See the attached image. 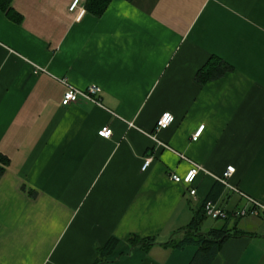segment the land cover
<instances>
[{
	"label": "crops",
	"instance_id": "crops-1",
	"mask_svg": "<svg viewBox=\"0 0 264 264\" xmlns=\"http://www.w3.org/2000/svg\"><path fill=\"white\" fill-rule=\"evenodd\" d=\"M73 1L0 0V264H189L174 244L206 200L227 218L201 233L241 232L210 264H264V211L241 195L264 206V0H111L100 17ZM212 58L231 69L201 84ZM66 85L101 106H61ZM191 163L194 196L168 177ZM228 166L235 192L215 180Z\"/></svg>",
	"mask_w": 264,
	"mask_h": 264
},
{
	"label": "trees",
	"instance_id": "trees-1",
	"mask_svg": "<svg viewBox=\"0 0 264 264\" xmlns=\"http://www.w3.org/2000/svg\"><path fill=\"white\" fill-rule=\"evenodd\" d=\"M9 2L10 0H7V3ZM110 2L111 0H86L84 6L85 10L89 14L95 17H100L105 12ZM0 8L1 10L5 11L7 5L0 4ZM7 11V14H9L10 10ZM230 69L231 68L221 60L212 58L198 71L196 79L199 83L203 84L222 77L225 73L230 71ZM207 218L208 217L205 215L203 205L201 211L195 213L190 223L184 228L187 235L184 236L179 242L174 244V247L179 249H182L186 245H192L196 248V251L189 264H210L217 255L221 245L230 236H235L236 234L241 233L235 231L230 232L224 227L219 229H210L205 233H201L199 231L200 227ZM127 241L131 247H140L143 249L155 244V240L153 238L142 239L137 236H129ZM116 243L117 241L111 238L106 243L103 250H101V255L106 256L109 254Z\"/></svg>",
	"mask_w": 264,
	"mask_h": 264
},
{
	"label": "built area",
	"instance_id": "built-area-1",
	"mask_svg": "<svg viewBox=\"0 0 264 264\" xmlns=\"http://www.w3.org/2000/svg\"><path fill=\"white\" fill-rule=\"evenodd\" d=\"M78 1L74 0L71 5L69 6L70 11H73L75 8L78 7ZM66 90L61 98V106H70L72 104H75L77 102H79L80 100H83L85 102H89L91 104L97 105V106H101L100 104V93H101V89L96 86V85H90L87 88H85L84 90H79L76 89L72 86L66 85ZM173 116L165 113L163 114L156 123V130H163L165 128H167L172 122H173ZM131 125V124H130ZM203 130V126H201L194 134H193V140L197 139L200 135V133ZM112 131L108 128V127H103L98 131V136L102 137V138H109L111 136ZM181 159L185 158L183 156H180ZM152 161V158L148 157L143 159V163L141 166V171H145L148 166L150 165ZM190 163V162H189ZM205 172L203 170V168H201L198 165L192 164L191 163V168L190 170L186 173L185 176L180 177L178 175L175 174H169V179L176 183V184H182L186 187L189 188V195L190 196H194L196 194L195 190L192 189V184L197 176V174L199 172ZM234 167L233 166H228L226 167V169L224 170L223 174L220 177H216L215 180H217L219 183H221L223 186L233 190L234 192L237 191L236 188H234L233 186L230 185L229 180L232 177V175L234 174ZM207 173V172H205ZM245 199H247L250 203H252L253 208H257L259 207L260 209H262L264 211V206L259 204L258 202H254L252 199L248 198L247 196L241 194ZM204 212L205 215L208 218H212L214 220H223L227 218V213H225L223 211V209L219 208L218 206H216V204L211 201V200H206L204 202ZM247 210V209H241V210H236L232 213L233 216L236 217H241L244 216L246 214H253L255 210Z\"/></svg>",
	"mask_w": 264,
	"mask_h": 264
},
{
	"label": "rangeland",
	"instance_id": "rangeland-1",
	"mask_svg": "<svg viewBox=\"0 0 264 264\" xmlns=\"http://www.w3.org/2000/svg\"><path fill=\"white\" fill-rule=\"evenodd\" d=\"M218 221H219V220H218ZM205 222L208 223V224H211V225H215V226H218L219 224H221L220 222H215V221H212V220H210V219H207ZM205 222H204V223H205Z\"/></svg>",
	"mask_w": 264,
	"mask_h": 264
}]
</instances>
